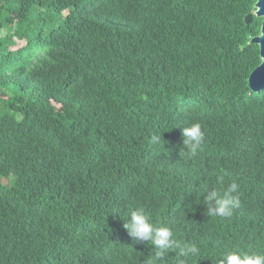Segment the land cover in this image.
I'll list each match as a JSON object with an SVG mask.
<instances>
[{
	"label": "trees",
	"instance_id": "trees-1",
	"mask_svg": "<svg viewBox=\"0 0 264 264\" xmlns=\"http://www.w3.org/2000/svg\"><path fill=\"white\" fill-rule=\"evenodd\" d=\"M257 1L0 0V264H146L134 207L197 247L186 264L264 249ZM222 169L240 185L228 219L203 203Z\"/></svg>",
	"mask_w": 264,
	"mask_h": 264
},
{
	"label": "clouds",
	"instance_id": "clouds-1",
	"mask_svg": "<svg viewBox=\"0 0 264 264\" xmlns=\"http://www.w3.org/2000/svg\"><path fill=\"white\" fill-rule=\"evenodd\" d=\"M182 137V146L190 156H195L204 143L205 131L202 124L193 121L184 126ZM229 175V172L222 169L218 181L221 186L213 187V190L204 197L203 203L206 205L208 217L228 219L240 207V185L232 181L227 187H223V179ZM123 219V228L134 241L148 242L155 249L152 258L146 264H160L170 252H175L181 258L182 264H186L187 260L198 252L197 247L178 241L169 225L155 222L144 207L129 209ZM220 264H264V249L254 252H242L239 249L225 250Z\"/></svg>",
	"mask_w": 264,
	"mask_h": 264
},
{
	"label": "water",
	"instance_id": "water-1",
	"mask_svg": "<svg viewBox=\"0 0 264 264\" xmlns=\"http://www.w3.org/2000/svg\"><path fill=\"white\" fill-rule=\"evenodd\" d=\"M255 13H249L246 16V23H251L254 16L262 17L264 19V0L256 2ZM251 43L258 44L260 47V54L262 62L252 71L249 77V85L253 91L259 92L264 90V20L262 24L261 34L254 36Z\"/></svg>",
	"mask_w": 264,
	"mask_h": 264
},
{
	"label": "rangeland",
	"instance_id": "rangeland-1",
	"mask_svg": "<svg viewBox=\"0 0 264 264\" xmlns=\"http://www.w3.org/2000/svg\"><path fill=\"white\" fill-rule=\"evenodd\" d=\"M6 33L5 30L0 31V36H3ZM19 45H24V42H19Z\"/></svg>",
	"mask_w": 264,
	"mask_h": 264
}]
</instances>
